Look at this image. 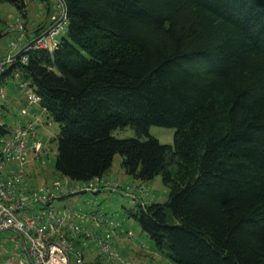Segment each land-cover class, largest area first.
<instances>
[{
    "label": "trees",
    "instance_id": "1",
    "mask_svg": "<svg viewBox=\"0 0 264 264\" xmlns=\"http://www.w3.org/2000/svg\"><path fill=\"white\" fill-rule=\"evenodd\" d=\"M60 1L55 47L21 52L3 75L58 125L57 176L105 178L119 155L127 176L168 189L127 211L158 253L264 264V0ZM0 3L25 18L23 0ZM150 127L173 129L172 146ZM125 128L134 137H114Z\"/></svg>",
    "mask_w": 264,
    "mask_h": 264
},
{
    "label": "built area",
    "instance_id": "2",
    "mask_svg": "<svg viewBox=\"0 0 264 264\" xmlns=\"http://www.w3.org/2000/svg\"><path fill=\"white\" fill-rule=\"evenodd\" d=\"M56 8L53 24L32 41H26L21 25L14 26V39L0 59V128L9 131L0 137V264H85L87 249L95 258L103 256L114 264H129L112 248L116 224L102 211L81 212L76 203L73 209L55 205L86 193H115L120 184L104 178L71 182L61 176L41 185L29 183L30 165L44 155L37 134L41 115L26 108L12 114L2 85L13 81L18 91L26 94L28 106L40 108V98L26 82H19L18 74L12 78L3 75L21 52L55 47L66 27L63 4ZM24 53L21 64L27 62ZM10 118L12 124L8 123Z\"/></svg>",
    "mask_w": 264,
    "mask_h": 264
},
{
    "label": "rangeland",
    "instance_id": "3",
    "mask_svg": "<svg viewBox=\"0 0 264 264\" xmlns=\"http://www.w3.org/2000/svg\"><path fill=\"white\" fill-rule=\"evenodd\" d=\"M23 1L26 6L25 18L11 5L0 3V34H2V38L0 39V54H6L9 43L13 41L15 36L13 32L14 26L21 25L23 27L26 41L35 36V34L38 37L42 34L40 31L48 27L49 22H52V19L56 15L55 13L58 12L56 5L58 6L59 3H62L61 1L50 0L49 5L46 6L38 0ZM18 79L19 82L23 81L20 76ZM4 94L11 99L12 105L10 106V111L12 114H15L22 107V109L26 108L28 111L34 110L39 115H42L37 134L44 147V155L39 162L33 164L34 166L30 165L28 170L32 179L29 180V183L41 185L42 183L49 182L53 176H57L54 170V162L56 159V137L59 132L58 125L37 106L24 105L23 99H26V94L19 92L18 86L13 81L4 85ZM8 123L12 124L13 120L10 118ZM148 134L162 145L172 146L173 144V129L150 127ZM113 135L119 139L132 138L134 137V132L129 128H125L117 130ZM120 163V156L115 155L112 166L105 175V179L109 183L121 185V189L117 192L112 193L103 190L96 195L86 193L69 199L76 200L81 212L100 210L109 220L117 224L116 241H113V247L127 263L174 264L155 250L152 242L140 231L135 220L129 217L127 213L129 210H133L138 203H165L168 198V189L163 186L160 176L145 183L133 180L123 172ZM67 200L55 205L72 208L74 205L67 203ZM85 253V264H114L103 256L95 258V254L89 249Z\"/></svg>",
    "mask_w": 264,
    "mask_h": 264
},
{
    "label": "crops",
    "instance_id": "4",
    "mask_svg": "<svg viewBox=\"0 0 264 264\" xmlns=\"http://www.w3.org/2000/svg\"><path fill=\"white\" fill-rule=\"evenodd\" d=\"M51 23L53 24V19H52V22H51V21L49 22V25H51ZM49 25H48V27H46V28H44L43 30H41L40 33L45 32V31L49 28ZM40 33H39V34H40ZM35 38H36V34H35V36H33L32 38H30L28 41H32V40L35 39ZM4 55H6V54H4V53H3V54H0V59H2V58L4 57ZM8 83H11V81H9ZM5 84H7V82H6ZM5 84L2 85L3 90H4V85H5ZM5 97H6V99L8 100L9 105L11 106V105H12V103H11V99H10L8 96H6V95H5ZM23 104L26 105V100H25V99H23ZM24 105H22V106H24ZM21 108H22V107H21ZM21 108H20V109H21ZM10 110H11V107H10ZM11 113H12V112H11ZM41 116H42V115H41ZM32 165H33V164H32ZM33 166H34V165H33ZM31 167H32V166H31ZM105 178H106V177H105ZM105 178H104V179H105ZM105 180H106V179H105ZM66 202L69 203V204L71 203V205H74V203H76V200H74V199H69V200H67ZM76 204H77V203H76ZM76 209H77V210H80V208H79L78 205H77Z\"/></svg>",
    "mask_w": 264,
    "mask_h": 264
},
{
    "label": "water",
    "instance_id": "5",
    "mask_svg": "<svg viewBox=\"0 0 264 264\" xmlns=\"http://www.w3.org/2000/svg\"><path fill=\"white\" fill-rule=\"evenodd\" d=\"M58 2H60V0H57Z\"/></svg>",
    "mask_w": 264,
    "mask_h": 264
}]
</instances>
